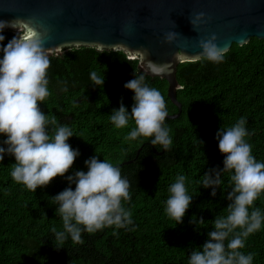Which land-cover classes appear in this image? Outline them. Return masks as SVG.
<instances>
[{
	"label": "trees",
	"instance_id": "obj_1",
	"mask_svg": "<svg viewBox=\"0 0 264 264\" xmlns=\"http://www.w3.org/2000/svg\"><path fill=\"white\" fill-rule=\"evenodd\" d=\"M2 34L6 45L17 32L3 30ZM49 59L51 94L40 108L55 116L58 125L71 128L68 143L80 155L65 177L58 176L35 192L12 179L15 159L5 155L0 162V264H188L191 252L200 250L207 233L214 230L215 217L226 215L230 203L225 197L233 187L231 172L222 173L215 197L211 188L201 184L209 169L223 168L224 156L216 139L220 126L227 129L243 117L249 132L246 142L255 159L264 163V39L231 43L219 64H177L175 78L180 88L175 97L180 110L165 120L172 138L168 150L153 145L150 137L126 139L135 127L133 120L119 129L110 120L121 102L131 111L134 93L124 84L135 75H144L148 86L161 92L168 114L177 113L178 107L166 95L164 79L144 74L136 59L111 48L72 46ZM92 72L105 78L103 85L93 84ZM4 139L0 135V141ZM93 156L118 166L128 179L131 200L122 204L131 210L133 224L82 232V244L70 236L60 243L52 229L63 231V221L52 197L69 187L66 176L86 172L84 162ZM178 175L186 177L188 194L193 197L180 224L165 211L168 189ZM71 186L74 190L75 185ZM253 207L264 213V193ZM200 218L204 221L199 222ZM240 251L254 254L252 264H264V224L247 237Z\"/></svg>",
	"mask_w": 264,
	"mask_h": 264
},
{
	"label": "clouds",
	"instance_id": "obj_2",
	"mask_svg": "<svg viewBox=\"0 0 264 264\" xmlns=\"http://www.w3.org/2000/svg\"><path fill=\"white\" fill-rule=\"evenodd\" d=\"M203 22V12L190 20L194 30ZM9 27L16 30L15 22L0 20V135L6 137L0 141V162L5 155L14 157L12 179L35 192L56 177H65L80 153L68 143L73 136L71 128L58 125L55 116L46 115L40 108L51 94L48 88L51 62L42 34L35 29L26 34L16 30L17 35L5 45L2 32ZM179 35L169 31L164 35V42L172 44ZM216 40L215 34L198 40L201 52L191 57L193 62L222 63L228 48L220 47ZM150 67L153 72L163 70L151 64ZM91 80L100 86L105 78L92 72ZM124 88L134 93V103L130 112L123 102L112 111L113 125L124 128L131 119L135 127L126 139L150 137L153 145L168 150L172 138L165 127L168 111L164 96L148 86L144 75H135ZM245 125L246 120L241 117L232 127L220 126L216 132L218 148L224 156L223 168L209 169L202 176L201 184L205 189L211 188V195L215 197L222 183V173L231 172L233 187L225 197L230 203L226 215L215 217L214 230L207 233L208 239L199 246L200 250L191 252L188 264H252L254 254H244L240 249L245 247L247 237L264 224V213L253 207L264 193V163L258 162L252 154V146L245 139L249 135ZM84 163L87 171L79 170L66 176L69 187L52 197L63 221V231L52 229L60 243L70 236L73 242L82 244V232L91 234L106 227L121 229L133 224L131 210L122 204L131 200L130 183L122 177L120 168L98 156ZM168 191L165 211L180 224L193 198L188 194L186 177L178 175ZM203 221L200 218L199 222Z\"/></svg>",
	"mask_w": 264,
	"mask_h": 264
},
{
	"label": "water",
	"instance_id": "obj_3",
	"mask_svg": "<svg viewBox=\"0 0 264 264\" xmlns=\"http://www.w3.org/2000/svg\"><path fill=\"white\" fill-rule=\"evenodd\" d=\"M201 12L205 22L194 30L190 20ZM0 20L15 22L21 34L39 31L49 56L80 45L123 51L139 71L167 82L166 95L178 107L167 118H174L177 64L193 61L197 41L212 34L228 49L264 39V0H0ZM169 31L180 34L172 44L164 42Z\"/></svg>",
	"mask_w": 264,
	"mask_h": 264
}]
</instances>
